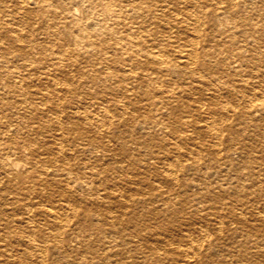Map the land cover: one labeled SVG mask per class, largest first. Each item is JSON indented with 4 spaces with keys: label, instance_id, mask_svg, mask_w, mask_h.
<instances>
[{
    "label": "bare ground",
    "instance_id": "1",
    "mask_svg": "<svg viewBox=\"0 0 264 264\" xmlns=\"http://www.w3.org/2000/svg\"><path fill=\"white\" fill-rule=\"evenodd\" d=\"M127 1L132 17L138 20L130 25L131 32L115 37L114 18L108 19L111 0H0V264H44L48 242L62 241L71 219L68 211L73 216L77 211L65 200L67 197L54 203L46 189L53 187L58 194L66 195L76 192L83 200L100 197L95 182L102 165L88 167L82 161L81 170L73 171L63 144L65 133L69 131L71 143L77 147L69 146L71 150L86 151L83 142L86 131L100 132L114 110L123 113L134 101L139 104L135 97L139 94L149 100L141 107L149 109L151 104L161 107L167 115L163 123L166 127L190 126L194 131L214 132L220 140L223 138L218 130L230 127L233 135L226 143L234 147L235 154L225 156L227 168L235 170L224 173L227 178H234L232 183L212 185L207 179H197L196 190L190 191L188 184L178 181L174 163L184 160L186 167L204 175L208 171L202 169L200 162L207 166L217 159L215 155L203 159L202 142L176 145L171 158L166 154L161 157L167 167L156 171L169 189L145 176L131 181L137 191L149 193L155 189L153 201L141 207L152 217L168 216L170 220L176 219L177 212L189 204L199 203V198L209 197L211 205L218 201L216 212L221 213L217 221L229 229L228 235L238 247L237 259L246 264H264V0H207L211 8L207 14L203 13L207 17L204 27L199 22V13L191 8L197 0ZM120 11L122 8L115 15ZM201 28L207 36V43L201 48H197V38L190 36L182 45L171 44L175 40L173 31L188 29L197 34ZM92 29L96 35H92ZM171 51H178V55H172ZM164 79L178 84L164 85ZM134 88L140 89L135 95L131 94ZM216 94L233 95L239 100L241 107L235 119L228 123L220 119L222 109H226L224 104L206 105L205 100ZM189 99L208 108L201 123L179 117ZM157 144L150 147L156 148ZM71 182L77 186L74 188ZM226 197L225 201L219 200ZM34 198L38 201H33ZM44 199L47 203L43 204ZM113 199L122 198L113 196ZM173 204H179V209L171 207ZM199 206L195 205L194 211L201 209ZM92 214L95 216L89 219L90 223L86 217L76 223L85 222L89 229L103 230L101 214ZM204 227L203 224L197 230L178 227L173 232L163 227L160 236L145 239L149 242L146 246L153 250L154 256L161 246L164 253L183 254L178 245L172 246L171 238L183 236L190 243L188 246L197 249L200 245H194L197 241L193 232L202 234ZM79 229L71 228L75 237H91V231L79 235ZM107 232L122 234L124 230L110 223ZM132 232L118 236L120 241L124 242L126 235L138 236ZM36 233L40 238H36ZM137 238L139 243L141 237ZM125 251L129 254L130 249ZM33 252L40 258L22 259ZM208 254L205 252L202 257L210 260ZM94 257L91 264L109 260L105 252Z\"/></svg>",
    "mask_w": 264,
    "mask_h": 264
},
{
    "label": "rangeland",
    "instance_id": "2",
    "mask_svg": "<svg viewBox=\"0 0 264 264\" xmlns=\"http://www.w3.org/2000/svg\"><path fill=\"white\" fill-rule=\"evenodd\" d=\"M181 5L183 4L181 3ZM109 6L110 7H109L108 15H110V17H108V19L109 21H111V19L114 18L112 21H114L115 23L112 26H113V32H114L115 37L116 35H119L120 33L125 32V31L131 32L130 25L135 20H138V18L132 17L131 9H130L131 6L128 4V1L127 0H111V2L109 3ZM119 8H122V11H120L118 15L116 16L115 14L118 12ZM191 8L193 10L195 9V11L199 13V22L201 23V26H203L202 24L205 21H207V17L206 16L204 17L205 14L203 15V13L207 14V11L209 10V8H211V4L207 0H197V4L193 5ZM181 22L184 23L185 21H181ZM201 29L203 30V28ZM202 30H201V33H197V34L190 33V30L188 29H185V30L182 29V30H179V32L173 31L172 34H174L173 38L175 40H173L171 44L182 45L184 43V39L190 36V37H193L194 39L197 38L198 40L197 48L199 49L201 48V46L206 45L207 43V36L206 34H204L205 33L204 30L203 31ZM91 32H92V35L97 34L96 30L92 29ZM171 52H173L172 55H178V51H171ZM112 82L113 84H116V82L114 81ZM123 83L124 85L126 84V82H123ZM162 84L175 85L178 83H170L166 79H164ZM127 85L129 86L130 84L127 83ZM132 91H131V94L133 93L135 95V93H138L140 89L138 88L136 90L134 88L132 89ZM207 95L209 94L207 93ZM216 95L217 96L213 97L212 99H206V100L203 99L207 102L206 105L207 106L215 105L219 107L222 104H224V106H226V109L224 108L222 109L223 114L220 115L222 116L220 117V119H223L224 122L226 121L227 123L230 120L235 119L238 114L239 108L241 107L239 100L233 95L231 96L226 95V97L219 95V94H216ZM135 97L137 98V101L140 104V107H139V104H137V102L134 101L135 104L134 103L130 104V106H128L126 110H123V113L119 112L118 110L116 111L114 110L113 113L109 116L108 120L105 121V124L103 125L104 127L102 126L100 132H98L97 134L94 133V131L93 132L89 130L86 131V135L88 137L86 136V139L83 140L85 146L87 147L86 151H81L80 153L76 150L75 151L71 150L70 147H74V148H77V147L75 143H71L72 138L69 137L70 136L69 131L65 133V136L67 138L64 137L63 144L64 146H66L64 147L65 152L70 155L68 165L71 167L73 171L77 169H79V171L81 170L80 166L82 164V161L88 167H91L94 165H96L97 167H100L102 165L101 167L103 169L100 172V175L97 176L98 179H96V182H95V184L97 185L98 193L100 197L95 196L96 199L92 198L89 200H83L81 199L82 196L76 192L74 193L71 192V195L70 194L66 195V194H58L55 188L53 187L50 188V190L46 189V191H48V194L51 196L52 200L53 201L55 200L54 203L56 204H58L57 202H59L60 199L62 200V198L67 197L65 200H68V202L72 203L71 207L75 208V210L77 211L76 213L77 215L73 216L69 213L70 211H68V215L71 216V219H70L69 225L65 227L64 236L62 237V241L59 242V240H56L53 243L48 242V247L45 251L46 261H44V264H91L90 261L95 259L94 256L101 252L108 253L109 255V260L105 259L104 264H166V263L167 264H183V263L184 264L186 263L187 264H212L210 261L215 262L216 264H246V261H239L237 259L238 258V247H235L234 245L235 242H233L232 238L229 237L228 235L229 229L226 228L225 224L221 226L220 223L217 221L218 215L221 213V212H216V208H217L216 206L219 205L218 201L214 202V205H211L212 203L210 202L212 200L209 197H206V199L199 198L198 200L199 203L195 202L192 205L189 204L188 206H186L184 210L177 212L176 219L168 220L169 219L168 216L167 217L163 216L162 219H160L161 216L153 215L155 217H152L151 214H148L147 212H145L144 207H141L142 204L146 205L148 202L151 203V201H153L152 193L155 192V189L154 190L152 189L151 191H149V193L147 191L146 192H141L140 190L137 191V189L134 187L136 185L131 182V181H134V179H136L137 176H145L149 181L155 180L154 182H159L158 184H163V186L166 189H169L170 186L167 187V184L164 181H162L158 177L159 175H157L156 173L157 169H164L168 165V163L164 162V160L161 159L162 155L166 154L167 158H171V156H173L174 152L176 151V145L178 146L179 145L181 146L195 145L196 143L202 142L203 147H204V149L201 151L202 157L205 154L203 159H206L207 155L208 156L215 155L217 162L214 161L213 163L208 164L207 166L204 165L202 162H200L202 169H206L208 171V173L204 175L198 174L199 172H197L193 168L186 167L185 164H183L184 160H182L181 163H174L178 181H184V183L188 184V186L187 185L186 186L187 188L190 189V191L196 190V185H194L195 183L194 181L195 180L197 181V179L199 181L200 179L202 180L207 179V181L211 182L212 185L213 184L214 185L222 184L223 186H225L226 184L229 185L230 183H232V180L234 178L229 179L226 177V175H224V173L226 172L234 173L235 170L230 169V167L227 168L228 163H227V160H225L226 159L225 156L226 155L233 156L235 154H234V149H233L234 147H229L226 142L233 135V130L230 129V127L229 128L225 126L221 127V129H219L218 131L221 132L220 135L222 136L223 139L220 140L214 132H200L198 130L194 131L190 126L177 128L178 130L176 128L172 129V128L166 127L164 126L163 123L165 122L167 115L163 113L161 107H155V105H152V104L150 105V107H148L149 109L141 107V105L143 106L149 100L141 94H139V96L135 95ZM118 99L120 98L118 97ZM188 103L189 104L187 108H185L184 110L181 111V113H179V117H183L184 119L187 117L186 119H189L192 122H195L196 120H200V123H201L202 118H204V113L207 112L208 108L199 107V104L201 103H199V101L194 100V99L193 100L189 99ZM190 111L192 114L190 113ZM226 117L230 119H227ZM146 119H150L152 120V122L145 121ZM153 123H155L157 126L153 127L152 126ZM94 134L98 135V137H94ZM88 138L89 140H87ZM91 138L92 140H90ZM94 138L97 140L96 144H93L95 143ZM153 143H158L155 146L156 148L150 147ZM236 145H239V143H237ZM137 146H140V147H137ZM149 147L152 148V150H150ZM170 149L172 150L171 152H169ZM106 151L108 153H106ZM103 152H105V154ZM79 154L81 155L79 156ZM90 155H93V156H90ZM135 155H137L136 158H135ZM234 162L236 165L237 164L236 160H234ZM136 165L137 166L139 165L140 167L139 166L137 167ZM123 168L125 170H123ZM115 169L116 171H114ZM127 175L130 177H128ZM71 184H73L74 188L77 186L76 182H73V183L71 182ZM163 186L162 188L165 189ZM113 188L114 190L111 193V189ZM251 191L253 193L256 192V190L254 189H251ZM116 194L122 199L118 201H116L117 199L116 200L113 199V196L119 198ZM170 195L172 196L173 194H170ZM225 196L226 195H224L223 197ZM226 199L227 197L223 199H219V200L222 202V201H225ZM29 201H32V200H29ZM33 201L37 202L38 200L37 198H34ZM42 202L43 204L47 203V200L44 199L42 200ZM78 203L80 204L78 205ZM122 204H124L125 206H122ZM106 205H108L109 207ZM195 205L197 207L199 206L201 209H199L198 211L196 210L194 211ZM102 206H104V208ZM171 207H173L174 209L175 208L179 209L180 206L179 204H173ZM256 209L259 210V208H256ZM92 213L101 214L99 220L103 222V226H104V228H102L103 230L95 231L93 229H89L88 228L89 226H87L85 222L83 225L80 223V221L79 223L78 222L76 223V221H78V219L82 217H86L88 220L87 223H90V220L94 219L93 217L95 216V215L93 216ZM194 214L195 216H197V218L193 216ZM203 219L206 220L205 223L207 225L202 222ZM190 220H193V221L190 222ZM73 222L75 224H73ZM110 223L114 224V226L116 225L118 228L123 229L124 233L120 234L121 232H111V233L107 232V228L109 227ZM201 224L206 226L204 227L206 232L205 231H204L205 233L203 232L205 235H202L203 233L201 234L195 231L193 232L194 236H192L193 239L197 241L195 242L194 245H197V246L200 245L197 249L195 246L194 248L191 246H188L190 245V243L186 242V239L185 237L183 238V236H180V237L177 236V237L171 238L172 246L175 247L176 245H178L179 248L182 249L183 254L167 253L166 250H165L166 253H164L163 251L165 248L160 245L161 248L158 249V253H156V256H154L155 253L153 252V250L150 247L146 246V244L149 242H146L145 239L151 240L150 237L152 236L153 237L156 235L160 236L158 233L161 232L160 230H162L163 227H168L169 230L173 232L176 230L178 231L179 228L180 229L182 228V230L183 228L187 230L188 229L193 230L195 228L197 230V227L201 226ZM76 226L80 227L79 232H78L79 235L85 234L86 232L91 231V237L88 239H83V238L81 239L80 236L75 237V234L74 232L72 233L71 228L75 229ZM220 229L222 230L220 231ZM130 230L135 232V233L132 232L133 235L135 236L138 235L139 237H141V241L139 243L138 241H136L138 239L137 238L138 236L137 237H127L126 235L125 236L126 238L124 240L125 241L130 240V241L129 242L120 241L121 237H118V236L124 235ZM218 231L219 233H217ZM209 234H210V237H208ZM35 235H36V238H40L37 233ZM198 240L200 241L198 242ZM201 240H203L206 243H203ZM181 246H184V247H181ZM118 247L120 248L122 247L123 250H120ZM125 248H127V250L130 249L129 254L125 251ZM205 252H210L211 255L213 254L212 256L208 254L210 260L204 259L202 257L203 253ZM188 253L190 254V256ZM25 256L26 258L22 257L23 260L31 259V261L33 260L35 261V259L40 258L39 256L35 255L34 252L31 255L26 254ZM211 257L213 258V260H211ZM36 263H39L38 260L36 261Z\"/></svg>",
    "mask_w": 264,
    "mask_h": 264
}]
</instances>
